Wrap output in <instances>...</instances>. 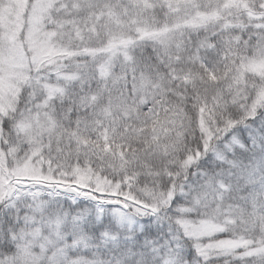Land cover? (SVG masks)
<instances>
[{"label": "snow or ice", "instance_id": "1", "mask_svg": "<svg viewBox=\"0 0 264 264\" xmlns=\"http://www.w3.org/2000/svg\"><path fill=\"white\" fill-rule=\"evenodd\" d=\"M0 264H264V0H0Z\"/></svg>", "mask_w": 264, "mask_h": 264}]
</instances>
